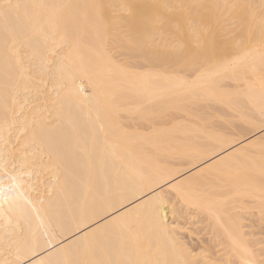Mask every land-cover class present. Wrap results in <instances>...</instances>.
Masks as SVG:
<instances>
[{"label":"bare ground","instance_id":"bare-ground-1","mask_svg":"<svg viewBox=\"0 0 264 264\" xmlns=\"http://www.w3.org/2000/svg\"><path fill=\"white\" fill-rule=\"evenodd\" d=\"M224 2L0 0L14 6L0 8V262L34 234L62 240L61 225L91 223L101 204L169 172L192 202L176 205L177 237L186 239L181 218L208 236L182 241L188 248L222 264L264 259V147L250 127L264 109L261 0H234L255 7L247 20L233 13L219 23L216 13L176 7ZM176 21L182 52L169 42ZM193 24L209 28L200 46ZM97 234L101 244L81 258H163L155 247L146 257L147 242L120 228L101 224Z\"/></svg>","mask_w":264,"mask_h":264},{"label":"snow or ice","instance_id":"snow-or-ice-1","mask_svg":"<svg viewBox=\"0 0 264 264\" xmlns=\"http://www.w3.org/2000/svg\"><path fill=\"white\" fill-rule=\"evenodd\" d=\"M14 7L11 4H0V8L8 9ZM19 7V5H15ZM93 8L103 9L104 5H92ZM121 8H130V5H121ZM178 9H204L208 12L216 13L213 18L219 23L221 20L227 21L228 16L233 13L243 14L245 20L248 19L250 11L255 7L252 4H240L225 0L224 3H195V4H179ZM254 13H251V19H254ZM103 23L102 15L99 18ZM260 23L264 28V0H261ZM175 32L169 33V42L175 51H184L187 47V39L183 33L182 26L176 21ZM209 31L207 25L193 24L190 35L195 40L197 46H200ZM130 44H136L137 41L133 37H129ZM52 55L57 54V50H53ZM45 62H47L45 60ZM17 73L21 76L28 69L23 67L22 61H17ZM81 91H84L81 89ZM258 126L261 133V145L264 147V109L261 110V118L258 125L252 122L250 127ZM227 143V140H225ZM215 154V153H213ZM16 157L13 155L11 162L15 165ZM6 167V165H5ZM7 174V173H5ZM11 179L17 182L19 179L12 176ZM175 176L169 173H162L158 176H146L140 184L133 185L131 188L121 192L116 198L101 204L100 207L93 210L92 215L96 217L91 223L86 219H81L74 226H60V231L56 233L62 237V240H56L55 235L50 239L41 240L36 234L33 235V241L26 249H15V256L11 260H5L0 264H222L221 261L212 260L208 253L203 249L195 252L188 248L176 235L175 229L178 202L192 206V202L188 195V186L184 183H173ZM168 189V190H166ZM173 193L175 198H173ZM5 196L11 195V189L3 193ZM169 214L172 220H169ZM148 227L144 230V223ZM101 224L107 232L110 229L120 228L122 232L131 234L139 243L141 238L147 242L148 247L140 249L149 254L155 247L157 252L162 254L163 258L155 260L144 258L135 260H101L92 261L81 258L79 253L83 251L86 257L89 252H94L101 244L98 238L97 229ZM187 231L188 229H182ZM82 233V235H81ZM66 234V235H65ZM44 235H48L45 229ZM63 240H68L64 243ZM42 254V255H41ZM39 256V259L33 257ZM244 264H256L251 259H246ZM258 264H264L261 259Z\"/></svg>","mask_w":264,"mask_h":264},{"label":"rangeland","instance_id":"rangeland-1","mask_svg":"<svg viewBox=\"0 0 264 264\" xmlns=\"http://www.w3.org/2000/svg\"><path fill=\"white\" fill-rule=\"evenodd\" d=\"M256 10H257V9H256ZM258 11L260 12V10H257V11H256V15L259 14ZM233 26H234V25H233ZM87 90H88V89L85 88V91H86V92H88ZM202 104H203V103H202ZM202 104H201V105H202ZM228 113H229V112H228ZM230 113H231V112H230ZM231 114H232V113H231ZM229 115H230V114H229ZM226 116H227V115H226ZM212 117H213V116H212ZM214 117H215V115H214ZM228 117H229V116H228ZM230 117H232V116L230 115ZM179 118H180V117H179ZM131 125H133V124H131ZM133 126H135V125H133ZM139 129H140V128H139ZM142 129H146V128H142ZM182 168H183V167H182ZM169 219H170V217H169ZM183 219H184V218H181V220L184 221V223L180 220V221L182 222V224L180 223V225H183V224H184V226H186V228L188 227L187 229H189V230L191 229L192 232H193V230H194L195 234H194V232H193L192 235L190 234V236H188L187 234H189V232H191V231H188V233H187L186 231L183 230V232H182V230H181V232H180V234H179V235H180V238H181V239L186 238V239H184V240H182V241H184V242H188V241H189L187 244H193V245H194V243H196V242H197L196 245H199V244L203 243V242L205 241V239H206L208 236H207V234H205L204 230H202V229L199 228L200 226H202V224H201V223H200V224H199V223H196L195 226L193 225V226H194V229H193V228L191 227L192 224H191V223H190L191 225L188 224V223L185 224L187 221H185V219H184V220H183ZM187 220H189V219H187ZM184 226H183V227H184ZM198 226H199V227H198ZM196 227H198L197 230L195 229ZM192 229H193V230H192ZM197 231H198V232H197ZM196 233H198V234L196 235ZM181 234H182V235H181ZM183 235H184V236H183ZM195 235H196L197 237H196ZM190 237H191L192 239H191ZM192 241H193V242H192ZM191 242H192V243H191Z\"/></svg>","mask_w":264,"mask_h":264}]
</instances>
